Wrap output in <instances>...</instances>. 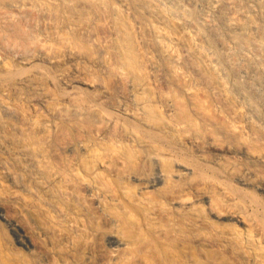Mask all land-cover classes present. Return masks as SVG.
I'll return each mask as SVG.
<instances>
[{"label": "bare ground", "instance_id": "1", "mask_svg": "<svg viewBox=\"0 0 264 264\" xmlns=\"http://www.w3.org/2000/svg\"><path fill=\"white\" fill-rule=\"evenodd\" d=\"M82 55L101 79L74 69L73 62ZM47 66H53L56 74H47ZM0 68L4 70L0 73V84H4L0 88V138L13 116L8 102L9 80L17 81L13 80L19 87L14 98L20 100L25 95L21 86L29 84L33 76L22 72L37 70L49 78L46 83L54 93L25 97L33 108L51 106L54 116H60L72 104L68 108L71 118L85 122L84 101L79 97L89 93L92 99L86 107L102 114V122L88 124L92 139L79 136L71 146L91 155L107 141L106 127L119 117L144 130L167 131L201 156L209 151L211 165L228 164L222 168L237 184L255 187L264 197V0H0ZM33 122L31 118V125ZM41 128L52 129L53 122L46 120ZM121 130L122 140H137V133L125 122ZM1 139L0 153H10L11 157L9 161L0 159V176L17 189L12 195L37 197L48 190L34 173L36 159H29L19 149L13 151ZM60 146L59 154L71 148ZM157 152L163 157L170 154L167 150ZM154 159L163 162L159 154ZM63 160V168H55L52 177L68 187L77 169L72 161ZM173 162L176 171L160 166L147 183L139 185V192L195 171L190 164L175 158ZM236 169L238 174H234ZM18 173L27 176V183L18 180ZM78 187L91 206L103 208L86 181ZM202 201L214 218L222 219L223 214L215 212L209 198ZM134 203L146 211L150 224H156L157 210L144 200ZM176 203H183L189 212L194 208L178 198ZM112 209L126 208L114 205ZM131 213L127 209L124 214L131 219ZM49 214L59 220L57 208L49 209ZM190 225L196 229L200 244L214 245L220 239L218 244L227 243L254 264H264V253L237 230L222 234L202 213L195 214ZM66 227L79 232L74 221ZM7 228L18 245H28L29 237L16 218L7 220ZM118 228L116 219L107 217L105 227L98 232L104 250L100 264H117L122 252L130 249L131 243L121 237ZM202 228H206L203 233ZM154 229L157 237L167 235L160 224ZM138 237L131 238L135 241ZM148 250L138 253L149 257ZM138 257V264H153L147 257Z\"/></svg>", "mask_w": 264, "mask_h": 264}, {"label": "rangeland", "instance_id": "2", "mask_svg": "<svg viewBox=\"0 0 264 264\" xmlns=\"http://www.w3.org/2000/svg\"><path fill=\"white\" fill-rule=\"evenodd\" d=\"M85 58L82 55L75 60L74 69L96 80L101 79ZM3 71L0 68V73ZM26 71L22 74L33 76L29 84L21 86L25 94L22 99L14 98L19 88L15 83L17 81L12 78V82H8L11 88L8 102L13 116L2 128L0 139L13 151L19 149L29 159H36L34 173L41 177L38 182L46 184L48 190L38 193L37 197L23 193L14 196L12 194H17V189L0 176V264H100L104 258V250L98 232L105 227L107 217L116 219L121 237L132 244L128 247L130 251L122 252V258L117 264H138L139 255L141 258L147 257L153 264H254L253 260L243 256L231 245L218 244L220 239L214 245L200 244L196 239V229L190 225L198 213L208 217L214 228H218L222 234L237 230L243 238H249L264 253V197L259 195L255 187L243 188L237 184L234 176L222 168L223 165L228 167V164L211 165L213 156L209 151L201 156L167 131L144 130L119 117L116 118L117 122L106 127L107 141L100 143L96 147V153L90 155L71 145L76 144L79 136L91 140L87 128L89 122H102V114L86 107L87 102L92 99L91 95L82 93L79 97L84 101L81 103L85 122L79 123L71 118L68 108L72 104L60 116H54L51 106L36 110L24 100L25 97L32 99L35 96L53 95L54 91L47 86L49 78L44 72ZM46 73L52 76L56 74V70L53 66H47ZM2 85L4 84H0V88ZM31 118L34 120L33 125L30 123ZM46 120L53 122V128L42 131L41 127ZM123 122L127 128L135 130L137 140L128 142L121 139ZM60 145L71 148L66 153L59 154L56 151ZM165 150L170 151L168 156L163 157L162 153L157 152ZM157 154L163 159L161 164L154 159ZM10 157V153H0V159L9 161ZM63 158L76 164L77 169V175L68 187L60 186L52 177L55 168H63ZM174 158L175 161L190 164L195 171L184 172L178 178L139 192V185L147 183L160 166L164 165L170 172L176 171ZM238 173L239 170L236 169L234 174ZM18 180L27 183V176L18 173ZM83 180L90 185L96 198L101 200L102 209L98 205L91 206L79 192L78 186ZM177 198L192 204V212L186 211L183 203L182 206L176 203ZM203 198H209L215 212L223 214L221 220L210 214V208L202 201ZM137 199L144 200L150 208H154L150 211L157 210L156 213L159 214L157 225L154 224L156 227L146 219V211L135 205L134 201ZM114 205L124 206L126 209H112ZM56 208L59 220L52 219L49 214V209ZM127 209L132 212L134 219L125 216ZM160 209L166 213L159 212ZM13 218L18 220L29 237L26 247L18 245L7 228V220ZM128 219L132 222L129 223ZM70 221H74L79 228L77 234L66 227ZM159 224L167 230L166 236L155 235L154 228L159 227ZM205 229L202 228L201 233ZM131 237L140 239L135 242ZM134 247L138 251L149 248L151 255L148 252L149 257L146 253V256L142 252L139 254ZM133 253L137 257H132Z\"/></svg>", "mask_w": 264, "mask_h": 264}]
</instances>
